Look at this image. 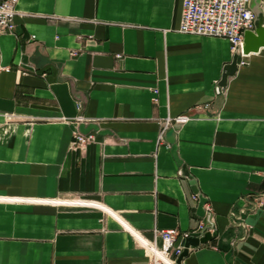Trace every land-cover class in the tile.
<instances>
[{"label":"crops","instance_id":"crops-1","mask_svg":"<svg viewBox=\"0 0 264 264\" xmlns=\"http://www.w3.org/2000/svg\"><path fill=\"white\" fill-rule=\"evenodd\" d=\"M15 7L0 33V264H148L129 228L206 221L191 181L214 228L178 264H264V205L244 199L264 192V46L239 65L227 38L180 32L182 0ZM75 127L95 138L73 147Z\"/></svg>","mask_w":264,"mask_h":264},{"label":"built area","instance_id":"built-area-1","mask_svg":"<svg viewBox=\"0 0 264 264\" xmlns=\"http://www.w3.org/2000/svg\"><path fill=\"white\" fill-rule=\"evenodd\" d=\"M17 1L0 0V33L14 30ZM254 18L255 15L250 7V0H182L181 16L177 29L185 33L227 38L231 52L239 55L238 63L241 65L247 62L249 54V52L245 53L243 51V31L245 29H253ZM2 68L7 67L0 66V69ZM81 105V101L77 100L78 108ZM204 105L207 106L208 103ZM188 117L189 115L183 114L165 118L164 127L158 134L159 142L164 141V129L173 120L175 123L181 124ZM78 118L82 119L83 117L80 115ZM72 136L71 145L73 147H81L95 138L93 132H82L76 127L73 129ZM200 196L203 197L202 206L207 217L206 221L204 220L205 218L200 219L198 225L192 230L179 231L176 228H154L152 236L148 237L125 224L145 247L148 264H178L177 257L184 248L182 240L194 233H198V236H201L204 229L211 234L214 228V222L211 218V204L205 195H201L197 191L191 193V197L197 201ZM244 199L245 204L250 206L264 205V192L244 195ZM72 201L80 204L96 203L86 199ZM158 237H160V243H158Z\"/></svg>","mask_w":264,"mask_h":264},{"label":"water","instance_id":"water-1","mask_svg":"<svg viewBox=\"0 0 264 264\" xmlns=\"http://www.w3.org/2000/svg\"><path fill=\"white\" fill-rule=\"evenodd\" d=\"M250 7L254 12L255 18L253 29H245L243 31V51L245 53L256 51L260 46H264V17L257 1H254ZM191 184L194 191H196L195 182L191 181ZM209 239H211V234L206 229L203 230V234L201 236H198V233H194L186 237L182 240L184 248L177 258V263L181 260L182 256L187 254L188 247L190 245H197L200 242H206Z\"/></svg>","mask_w":264,"mask_h":264}]
</instances>
